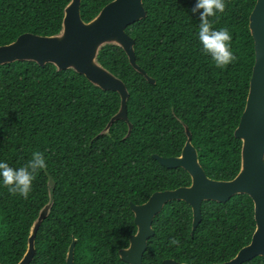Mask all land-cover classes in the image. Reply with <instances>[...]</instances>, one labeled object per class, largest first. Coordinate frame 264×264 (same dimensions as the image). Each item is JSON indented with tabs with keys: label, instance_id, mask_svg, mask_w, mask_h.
<instances>
[{
	"label": "trees",
	"instance_id": "16d2710c",
	"mask_svg": "<svg viewBox=\"0 0 264 264\" xmlns=\"http://www.w3.org/2000/svg\"><path fill=\"white\" fill-rule=\"evenodd\" d=\"M111 0H81L80 17L89 21ZM256 0H226L223 13L209 17L227 28L236 60L217 68L200 52L195 0H142L146 16L125 31L134 40L136 64L122 48L107 44L97 62L128 91L127 119L114 121L119 94L102 90L72 69L51 63L14 61L0 65V160L24 165L33 151L47 163L27 199L0 186V263L16 264L26 249L32 222L48 201L47 180L54 182L53 203L35 234L29 264H65L72 239L74 264H128L118 250L136 230L130 203L141 204L155 191L187 186L183 168H167L152 158L178 156L191 133L205 174L232 179L240 167L241 142L234 136L245 106L254 63L249 14ZM69 0H0V45L20 34L60 31ZM192 211L184 201L164 204L152 220L142 264L173 259L213 264L231 259L249 243L255 228L253 203L246 194L226 202L203 201L201 220L191 235ZM175 238L178 244L171 245ZM242 264H264L256 256Z\"/></svg>",
	"mask_w": 264,
	"mask_h": 264
},
{
	"label": "water",
	"instance_id": "95a60500",
	"mask_svg": "<svg viewBox=\"0 0 264 264\" xmlns=\"http://www.w3.org/2000/svg\"><path fill=\"white\" fill-rule=\"evenodd\" d=\"M80 1L69 0L63 9L60 31L53 35L20 34L8 44L0 45V65L14 61H33L39 65L53 64L57 70L72 69L94 86L119 94L120 106L100 134L111 124L127 119L128 91L124 83L97 62L100 48L107 44L123 49L130 65L146 80L154 83L135 62L134 40L125 28L146 16L142 0H111L89 21L80 17ZM248 27L253 39L254 63L251 70L246 102L233 133L241 142L240 167L229 180L209 178L199 163L197 151L191 143V133L184 126L186 140L178 156L152 158L167 168H183L190 176L187 186L153 192L141 203H130L136 230L129 236L128 245L118 250L121 260L128 264H142L147 240L154 235L152 220L171 200L186 202L192 211L191 235L201 220L203 201L226 202L236 194L248 195L253 203L255 228L248 244L241 247L229 260L213 264H242L256 256L264 257V0H256L249 14ZM48 201L41 207L32 222L27 236L26 249L16 264H29L35 253L34 239L41 221L48 216L53 203L54 182L47 180ZM70 242L65 264H74V246ZM164 264H187L164 259ZM1 264V263H0Z\"/></svg>",
	"mask_w": 264,
	"mask_h": 264
},
{
	"label": "clouds",
	"instance_id": "9594fccd",
	"mask_svg": "<svg viewBox=\"0 0 264 264\" xmlns=\"http://www.w3.org/2000/svg\"><path fill=\"white\" fill-rule=\"evenodd\" d=\"M226 0H195L191 13L199 20L197 40L200 52L210 57L217 68L223 69L236 60L232 51V35L227 28H214L209 17L223 13ZM47 167L44 155L39 151H33L31 158L19 167L11 166L7 161L0 160V186L5 187L12 195H19L27 199L33 191V181L39 171ZM171 245L178 244L175 238L170 239Z\"/></svg>",
	"mask_w": 264,
	"mask_h": 264
}]
</instances>
